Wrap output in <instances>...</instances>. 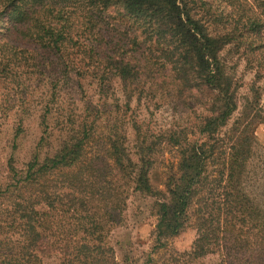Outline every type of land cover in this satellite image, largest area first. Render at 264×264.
I'll use <instances>...</instances> for the list:
<instances>
[{"label": "trees", "instance_id": "trees-1", "mask_svg": "<svg viewBox=\"0 0 264 264\" xmlns=\"http://www.w3.org/2000/svg\"><path fill=\"white\" fill-rule=\"evenodd\" d=\"M227 55L255 72L241 106ZM48 72L52 94L24 169L22 125L12 140L0 264H137L110 240L135 195L153 202L154 253L193 222L187 264H264V209L250 189L264 125V0H0V80L19 91ZM70 75L82 92L95 85L103 109L89 103L76 118L51 107ZM114 84L124 105L108 110ZM133 102L182 110L186 122L154 132L135 118L131 145L122 118ZM167 150L178 162L158 189L151 175Z\"/></svg>", "mask_w": 264, "mask_h": 264}, {"label": "rangeland", "instance_id": "rangeland-1", "mask_svg": "<svg viewBox=\"0 0 264 264\" xmlns=\"http://www.w3.org/2000/svg\"><path fill=\"white\" fill-rule=\"evenodd\" d=\"M226 57L230 65L235 67L236 76L242 83V88L239 90L238 95L241 106L244 98L249 93L255 72L249 69L245 61H242L237 55H227ZM49 75L50 72H48L44 82L41 83L29 80L24 86H21L19 91L15 89L10 80H0V191H3L2 189L9 183L7 163L12 151V140L19 125L23 126L16 163L19 169L25 168L26 163L30 159L32 149L41 136L40 116L52 94V76ZM88 84V81L85 82V91L82 92L77 86L75 76L70 75L67 80L61 82L58 86L57 100L55 104H51V107L59 109L60 115L67 114L76 118L83 116L85 107L89 103L93 104V106L99 105L103 109L102 96L98 94L95 85L89 86ZM261 85H264V83L262 82ZM119 88L116 84L113 85L111 91H116L117 97L112 96V99H109L108 110H111L114 106L116 98H119L122 102L121 104L124 105L125 99ZM110 93L112 94V92ZM28 94L30 97L27 96ZM100 101L102 102L101 104ZM163 109L155 108L153 104L148 108L144 103L141 105L137 102L132 103L131 111L126 120L121 117L124 121V127L127 128L131 145L134 141V130L131 128V120H135V118L154 132L186 122L182 110L173 115L170 111L166 112ZM256 136V156L252 163L256 177L250 181V189L256 193L257 199L264 209V125H260L257 128ZM177 162L178 154L172 150L165 151L158 158L156 168L151 175V181L155 188L161 189L163 187L168 171L172 166H176ZM11 204L10 195L0 199V209L6 210L11 207ZM152 205V200L142 199L138 195L132 196L128 201L123 224L110 237L111 243L116 249L117 258L121 259L124 252L128 250L132 252L137 264H163L164 262L170 264L172 262V254L177 253L176 257L179 258V264H187L185 258L180 257V255L183 252L190 251L193 246L197 236L194 223H189L180 235L169 239L168 248L162 249L159 254H156L154 253V230L157 220L152 214ZM0 218H2L1 210ZM150 254L154 258V263H146ZM218 260V255H211L192 264H215ZM48 264H56V261L52 260Z\"/></svg>", "mask_w": 264, "mask_h": 264}]
</instances>
